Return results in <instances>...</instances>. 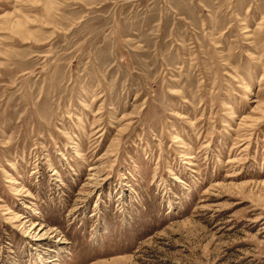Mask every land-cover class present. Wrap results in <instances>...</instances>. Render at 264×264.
<instances>
[{
    "label": "rangeland",
    "instance_id": "1",
    "mask_svg": "<svg viewBox=\"0 0 264 264\" xmlns=\"http://www.w3.org/2000/svg\"><path fill=\"white\" fill-rule=\"evenodd\" d=\"M0 264H264V0H0Z\"/></svg>",
    "mask_w": 264,
    "mask_h": 264
},
{
    "label": "bare ground",
    "instance_id": "2",
    "mask_svg": "<svg viewBox=\"0 0 264 264\" xmlns=\"http://www.w3.org/2000/svg\"><path fill=\"white\" fill-rule=\"evenodd\" d=\"M45 228L46 227L43 226V225H36V224H34V225H31V226L27 227V231L28 232L29 231H34L35 234H38V235L41 236V238H43L45 235L48 234V232H47V230ZM60 243H62V242L60 241Z\"/></svg>",
    "mask_w": 264,
    "mask_h": 264
}]
</instances>
